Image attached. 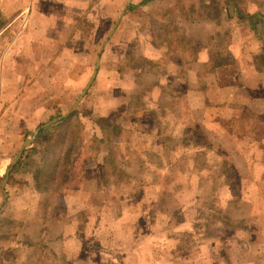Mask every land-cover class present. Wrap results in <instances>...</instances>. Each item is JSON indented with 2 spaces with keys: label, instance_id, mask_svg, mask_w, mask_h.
I'll return each instance as SVG.
<instances>
[{
  "label": "rangeland",
  "instance_id": "1",
  "mask_svg": "<svg viewBox=\"0 0 264 264\" xmlns=\"http://www.w3.org/2000/svg\"><path fill=\"white\" fill-rule=\"evenodd\" d=\"M141 1L119 17L128 0H0V55L18 37L34 44L24 58L36 59L39 99L24 106L34 114L24 112L0 135V264H264V55H214L240 59L221 77L228 95L248 104L230 111L189 103L188 81L168 88L172 57L146 55L147 42L157 47L174 35L228 51L259 34L261 53L264 0ZM194 2L190 20L219 21L185 35L181 7ZM99 51L77 106L84 127L70 179L33 204L26 183L43 141L34 131L71 109ZM103 114L114 131L96 126ZM21 148L3 202L1 183Z\"/></svg>",
  "mask_w": 264,
  "mask_h": 264
},
{
  "label": "crops",
  "instance_id": "2",
  "mask_svg": "<svg viewBox=\"0 0 264 264\" xmlns=\"http://www.w3.org/2000/svg\"><path fill=\"white\" fill-rule=\"evenodd\" d=\"M210 4V3H208ZM229 5L223 4L222 11H226ZM181 10L185 12L184 21L181 23H177L181 26V30L186 28L185 35L188 34V28H193L195 26H205L209 27V29L216 24L217 20H208L197 23L195 20H190V12H196L198 10L197 4L187 3L181 7ZM237 17L236 14H234ZM120 17V16H119ZM188 18V20H187ZM223 16L221 19H224ZM226 23V21L224 22ZM118 24V23H117ZM234 25H240V21L237 20L233 23ZM212 25V26H211ZM115 26V25H114ZM117 26V25H116ZM115 26V28H116ZM114 28V27H113ZM114 28V29H115ZM114 31V30H113ZM207 34L212 36L213 31L208 30ZM216 35V34H215ZM217 36V35H216ZM19 38V37H18ZM18 38L13 40L3 51V54L0 55V135L8 136V133L11 131L13 126L11 125V121H19L20 119H25L24 112L27 114H34L32 110L24 109V106H28V108L32 109L33 105L36 103L37 95L33 93L34 81L33 78L35 76L34 72L36 70V59L35 57L24 58L29 55V50L31 51L32 46L34 45L31 41L27 40L25 42L17 43ZM259 34L253 39L251 42H248L242 46V44H231L228 51L225 50V46H218L219 51H217L215 46L212 43H203L200 46H190L186 41L182 40L180 36L169 37V39H163L162 43L157 47L153 42L148 43L149 54L146 55H163L164 60L166 57L170 56L169 61H166L167 67L165 69L168 72L171 70L175 73L172 75L170 82L171 84H167L165 80V84L169 85L168 88L175 90V88L183 85V82H189L187 91L183 92V97L187 96L188 102L192 103L198 107H205L207 105L215 106H226L227 111H230L232 105L234 103H238L240 105H247V102H243L238 100L237 97H233L228 95V86L225 80L222 79L226 71H230L233 69V66L240 63V59L238 62L234 58L233 59H215L214 55L228 56L231 55H264V43L262 44V51L258 49V41ZM234 45V46H233ZM19 46V47H18ZM152 51H150V47ZM166 46V47H164ZM233 46V48H232ZM31 47V48H30ZM161 50V51H160ZM32 53V52H31ZM100 55V51L99 54ZM219 56V57H221ZM47 62L49 59L46 56ZM150 59H154V56L148 57ZM234 62V63H233ZM47 64V63H46ZM235 64V65H234ZM241 64V63H240ZM187 65V67L185 66ZM164 70V69H163ZM187 72V73H186ZM162 73H165L162 71ZM222 76V77H221ZM214 77V79H213ZM31 83L29 86L28 83ZM163 81L158 80V85L163 87ZM240 85V84H238ZM239 86H237L238 88ZM174 88V89H173ZM179 90L173 92L174 99L179 96ZM160 92L158 93V96ZM163 95V93H162ZM158 98V97H157ZM155 99V101L157 100ZM179 99V97H178ZM39 100V99H37ZM185 101V100H184ZM26 114V115H27ZM107 114H103L102 118H106ZM99 119V118H97ZM57 123V122H56ZM12 126V127H11ZM97 126V125H96ZM98 127V126H97ZM100 131L103 132L102 129L98 127ZM35 133V131H34ZM34 135V134H33ZM5 161H2L4 164ZM38 165L37 161L30 169V176L28 175L27 181L28 189L30 192L28 196L34 198V201L38 202L40 198V192H38L33 183V170ZM2 184V183H1ZM2 192V191H1ZM24 194V192H23ZM3 195V194H2ZM11 194L7 195V201L10 200ZM28 203V200H26ZM27 205V204H26ZM1 206V203H0ZM27 207V206H26ZM24 207V208H26ZM46 212V211H45Z\"/></svg>",
  "mask_w": 264,
  "mask_h": 264
},
{
  "label": "trees",
  "instance_id": "3",
  "mask_svg": "<svg viewBox=\"0 0 264 264\" xmlns=\"http://www.w3.org/2000/svg\"><path fill=\"white\" fill-rule=\"evenodd\" d=\"M151 1L153 0H142L140 5H145ZM233 5L237 16L240 17L241 12L238 5L234 1ZM133 6L129 8L132 9ZM215 8L217 7L212 6L209 10L214 12ZM218 11H221V9ZM217 17L218 14L213 18ZM262 58L264 62V56ZM95 124L103 131L108 129L114 131L116 129L114 121L107 118L96 119ZM83 127V121L76 110L66 118L51 125L48 129L39 131L37 139L39 141L42 138L43 141L40 148L39 163L33 170L32 175L34 187L38 192L47 193L62 189L69 181L70 167L73 161L72 152L80 138ZM116 169V167H113V170ZM116 173H118L119 178L126 176V173L121 170H117Z\"/></svg>",
  "mask_w": 264,
  "mask_h": 264
},
{
  "label": "water",
  "instance_id": "4",
  "mask_svg": "<svg viewBox=\"0 0 264 264\" xmlns=\"http://www.w3.org/2000/svg\"><path fill=\"white\" fill-rule=\"evenodd\" d=\"M130 4H131V0H128L127 4L125 5V7L123 8V10H122L121 13H120V17L125 13V10L130 6ZM0 22H1V21H0ZM117 23H118V20L116 21L115 26L117 25ZM115 26H114V28H115ZM114 28L112 29L111 32H113ZM111 32H110V34H109L108 36L111 35ZM101 50H102V47L100 48V51H101ZM99 57H100V56L98 55V57H97V61H96V64H95V69H94V71H93V74H92V76H91L89 82L87 83L86 87L84 88V90L82 91V93L79 95V97L77 98V100L75 101V103L72 105L71 109H70L67 113L62 114L61 116H59V117H57V118H54V119H52L51 121H49V122L44 123L43 125H41V127L38 128V129L35 131V133H34V135H33V138H35L36 135H38V133H39V131H40L41 129H45V128H46L47 126H49L50 124H53V123H55V122H58V121H60V120H62V119H64V118H66L67 116H69L70 114H72L73 112H75V110H77V106H78L80 100H81V99L83 98V96L85 95V92H86L87 89L90 87L91 83L93 82V80H94V78H95V76H96V74H97V69H98V67H99ZM33 138H32V139H26V140L24 141V143H23V146H27V145H30L31 143H33ZM22 150H23V148L20 149V151H19L17 157L15 158V160L13 161L12 165H11V166L9 167V169L6 171V173H5V178H4L3 181H2V184H1V191H2V194H3V202L7 199V193H6L5 189H4V185H5V183H6L7 179H8V173H9L10 169H12L13 165L16 163V161H17V159L19 158V156H20Z\"/></svg>",
  "mask_w": 264,
  "mask_h": 264
}]
</instances>
